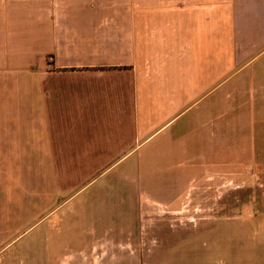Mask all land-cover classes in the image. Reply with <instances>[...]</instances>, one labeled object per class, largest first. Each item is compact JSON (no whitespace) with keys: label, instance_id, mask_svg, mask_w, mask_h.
<instances>
[{"label":"crops","instance_id":"0c3cea01","mask_svg":"<svg viewBox=\"0 0 264 264\" xmlns=\"http://www.w3.org/2000/svg\"><path fill=\"white\" fill-rule=\"evenodd\" d=\"M170 1L0 0V264L75 259L58 236L25 260L28 201L9 163L20 178L26 162L100 163L98 177L136 155L149 184L245 163L264 179V0Z\"/></svg>","mask_w":264,"mask_h":264},{"label":"rangeland","instance_id":"374dc122","mask_svg":"<svg viewBox=\"0 0 264 264\" xmlns=\"http://www.w3.org/2000/svg\"><path fill=\"white\" fill-rule=\"evenodd\" d=\"M220 1L222 10L228 2ZM229 45L221 58H231ZM140 151L146 158V143ZM9 164L17 177L8 182L20 185L28 201L20 242L28 247L26 261L60 236V251L75 258L69 264H264V179L249 163L230 178L187 182L161 173L150 184L148 163L136 155L98 177L87 170L94 174L100 163L26 162L21 178L19 163ZM58 213L68 225L54 222Z\"/></svg>","mask_w":264,"mask_h":264}]
</instances>
